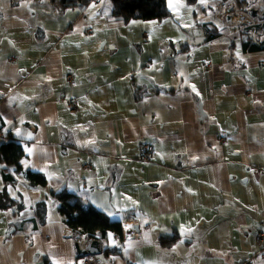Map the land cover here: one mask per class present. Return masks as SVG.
Instances as JSON below:
<instances>
[{"label":"crops","instance_id":"crops-1","mask_svg":"<svg viewBox=\"0 0 264 264\" xmlns=\"http://www.w3.org/2000/svg\"><path fill=\"white\" fill-rule=\"evenodd\" d=\"M218 1L250 23L216 15ZM250 2L167 0L170 16L126 22L107 0H0V147L26 151L14 184L0 160V264H82L89 238L60 212L62 190L123 224L96 264H264V0ZM198 21L221 35L181 49Z\"/></svg>","mask_w":264,"mask_h":264},{"label":"trees","instance_id":"trees-1","mask_svg":"<svg viewBox=\"0 0 264 264\" xmlns=\"http://www.w3.org/2000/svg\"><path fill=\"white\" fill-rule=\"evenodd\" d=\"M52 6L65 10L71 7H86L94 0H46ZM112 8L113 14L117 18H122L126 22L131 19L139 18L144 20L158 19L162 20L170 16V9L167 4V0H107ZM188 3H195L196 0H187ZM237 4L240 7L248 8L252 3L250 0H237ZM231 11H237L235 8ZM183 31L187 35V40L180 42V46L183 48H190L191 46L200 45L208 40H212L221 35L222 29L212 23H203L198 21L194 26L189 28H183ZM253 32L255 28H252ZM244 34L249 35L248 31H243ZM255 42H258L256 38ZM263 47V46H260ZM259 48V47H258ZM257 49V48H256ZM26 156V151L23 143L17 139L11 138L8 142H5L0 147V160L3 161L4 167L1 169V173L6 185L14 184L17 179L15 176L16 170L20 173L22 170V160ZM26 179L34 185H45L47 178L42 172L25 171ZM6 194V192H5ZM53 196L57 197L60 204V212H63L65 219L70 227L88 236L89 242L93 240H100L101 237H105L109 233H116L120 237L123 236V224L120 221H114L110 219L105 211L97 208L93 204H85L82 202L81 197L70 192L68 190H62L60 192H53ZM14 202L3 197L2 203L9 204ZM37 212H46L47 207L45 202H41L38 205ZM176 238H162L164 245H171ZM120 249H106L105 254L110 252H117ZM85 257H81L82 259Z\"/></svg>","mask_w":264,"mask_h":264},{"label":"built area","instance_id":"built-area-1","mask_svg":"<svg viewBox=\"0 0 264 264\" xmlns=\"http://www.w3.org/2000/svg\"><path fill=\"white\" fill-rule=\"evenodd\" d=\"M224 4L225 3L222 1H218L215 4L216 15H222V16L226 17V21L229 23H233L234 25L239 26L242 23H244L246 17L244 19H240V16L244 15V14H241V13L236 12V11L233 12V11L229 10L228 8L224 9ZM225 6L227 7V4ZM70 83H71V85L75 86L77 84V81L70 78ZM63 100L66 101V103L69 107L75 101L74 99H65V98H63ZM2 132H3V129L0 127V137L2 136ZM142 149L146 152V154H144L143 156H141L139 158L144 161V159H146L148 157V154H152L153 146L150 143H144V144H142ZM255 239H256V242H257V245L259 248L258 251L256 252V255H259L260 253L262 254L264 252V229H261L256 233ZM78 245L81 249L86 248V246H85V248H83L84 246H82L80 242L78 243ZM81 263L82 264H96L97 263V255H95V254L85 255V257L82 259Z\"/></svg>","mask_w":264,"mask_h":264},{"label":"water","instance_id":"water-1","mask_svg":"<svg viewBox=\"0 0 264 264\" xmlns=\"http://www.w3.org/2000/svg\"><path fill=\"white\" fill-rule=\"evenodd\" d=\"M244 18H245V15L240 16V19H244ZM245 23L246 24L250 23V20L245 19ZM82 201L85 204H89V202H87L85 200H82ZM100 244H101L100 240L96 239V240L89 242L85 249H81L78 245L79 250H80V255L84 256V255H88V254H99V253H101V245Z\"/></svg>","mask_w":264,"mask_h":264},{"label":"bare ground","instance_id":"bare-ground-1","mask_svg":"<svg viewBox=\"0 0 264 264\" xmlns=\"http://www.w3.org/2000/svg\"><path fill=\"white\" fill-rule=\"evenodd\" d=\"M216 26H218L217 24H215ZM219 27V26H218ZM71 108L75 109L77 107V104H76V101H74L71 106ZM144 154H146V152L141 148L138 156L141 157L143 156ZM152 159V154H148V157L146 159H144V162H149L150 160ZM60 210V209H59Z\"/></svg>","mask_w":264,"mask_h":264},{"label":"snow or ice","instance_id":"snow-or-ice-1","mask_svg":"<svg viewBox=\"0 0 264 264\" xmlns=\"http://www.w3.org/2000/svg\"><path fill=\"white\" fill-rule=\"evenodd\" d=\"M201 3H204V0H201ZM169 6L173 8V11H178V8L176 6H173L171 3L169 4ZM193 88H194V86H193ZM129 227H131V226H129Z\"/></svg>","mask_w":264,"mask_h":264},{"label":"rangeland","instance_id":"rangeland-1","mask_svg":"<svg viewBox=\"0 0 264 264\" xmlns=\"http://www.w3.org/2000/svg\"><path fill=\"white\" fill-rule=\"evenodd\" d=\"M226 4H224V9H226L227 7L225 6ZM240 10H237L236 12H239ZM212 24H215L214 22H211ZM244 23H245V21H244ZM243 24V23H242ZM241 24V25H242ZM240 26V25H239Z\"/></svg>","mask_w":264,"mask_h":264}]
</instances>
